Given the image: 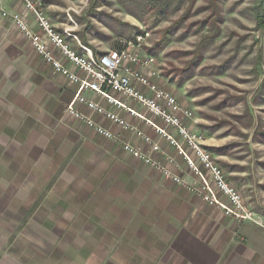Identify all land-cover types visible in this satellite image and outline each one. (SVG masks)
I'll list each match as a JSON object with an SVG mask.
<instances>
[{
  "label": "rangeland",
  "instance_id": "1",
  "mask_svg": "<svg viewBox=\"0 0 264 264\" xmlns=\"http://www.w3.org/2000/svg\"><path fill=\"white\" fill-rule=\"evenodd\" d=\"M34 1L73 48L103 54L133 47L154 57V83L193 113L189 127L264 222V0ZM9 31L26 60L39 62L27 41ZM14 64L7 56L0 59V153L9 144L19 147L15 161L0 154V264H114L113 257L154 264L155 251L131 245L129 236H111L116 243L94 252L93 236L79 233L75 217L62 219V212L51 215L49 229L45 210L74 201L80 182L91 184L83 168L93 156L67 152L80 145L65 132L73 120L64 113L68 103L50 114L31 101L23 86L28 77L13 75ZM162 151L161 163L174 156ZM125 156L118 151L119 160L152 171ZM170 168L181 177L188 173L178 158Z\"/></svg>",
  "mask_w": 264,
  "mask_h": 264
},
{
  "label": "crops",
  "instance_id": "2",
  "mask_svg": "<svg viewBox=\"0 0 264 264\" xmlns=\"http://www.w3.org/2000/svg\"><path fill=\"white\" fill-rule=\"evenodd\" d=\"M0 7L9 15L6 18L0 16V59L5 56L15 59L13 75L20 77L26 74L28 81L23 79V86L27 87L31 101L44 106L50 114L53 111L56 113L57 109L60 112L61 107L72 100L73 87L63 77L54 75L28 42V49L38 57L39 62L31 64L30 57L26 60L21 45L9 34L10 29H15L12 21L15 14L22 15L31 29L38 32L34 18L25 12L18 0H0ZM4 27L7 29L4 30ZM73 49L81 52L77 46ZM128 104L138 112L143 111L134 102L129 101ZM69 125L65 126V132L68 136L72 134L71 140L80 145L70 147L67 152L94 158L91 162L85 161L86 167L83 168L86 176L91 177V184L80 182L74 201L65 200L66 205L57 206L59 210L53 207L45 210L42 217L49 219L48 226L54 218L52 214L56 216L55 213L60 215L62 212V219L75 217L74 227L79 233L93 236L91 246L94 252L109 249L110 244L116 243L115 240L112 242L111 236H129L131 245L139 244L146 252L155 251L154 264H264V229L224 217L193 194L155 175L153 170H139L137 163L122 151L119 144L104 140L75 120ZM81 128L84 130L80 134L74 131ZM145 131L159 142L162 149L174 155L173 149L165 142L154 137L149 129ZM124 138L144 148L140 140L127 134ZM9 146L2 148L0 154L15 161L13 157L19 147L14 144ZM118 151L134 162L119 160ZM3 169L10 168L6 165ZM186 174L182 178L191 183L193 177ZM72 203L75 205L71 207ZM50 226L49 229L52 228ZM87 228L90 230L85 231ZM123 242L120 240V243ZM112 260L114 264H127L114 257Z\"/></svg>",
  "mask_w": 264,
  "mask_h": 264
},
{
  "label": "built area",
  "instance_id": "3",
  "mask_svg": "<svg viewBox=\"0 0 264 264\" xmlns=\"http://www.w3.org/2000/svg\"><path fill=\"white\" fill-rule=\"evenodd\" d=\"M18 1L34 18L38 32L18 14L12 16L15 29L50 66L52 73L73 87V98L64 109L67 117L104 140L119 144L126 155L193 194L224 217L264 229L262 218L245 204L238 189L226 180L212 154L204 148L203 137L189 127L187 120L193 119V113L154 83L158 77L154 57L142 56L133 47L103 54H94L87 48L77 52L65 35L55 30L34 0ZM0 16L9 17L1 7ZM129 101L143 111L138 112ZM145 129L173 149L174 156L166 155L164 163L157 160L164 153L159 142ZM124 134L139 139L144 148L125 140ZM176 158L193 177L191 183L170 168Z\"/></svg>",
  "mask_w": 264,
  "mask_h": 264
},
{
  "label": "trees",
  "instance_id": "4",
  "mask_svg": "<svg viewBox=\"0 0 264 264\" xmlns=\"http://www.w3.org/2000/svg\"><path fill=\"white\" fill-rule=\"evenodd\" d=\"M123 48L122 47H120V48H118V49H114V50H122Z\"/></svg>",
  "mask_w": 264,
  "mask_h": 264
}]
</instances>
